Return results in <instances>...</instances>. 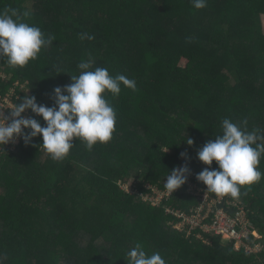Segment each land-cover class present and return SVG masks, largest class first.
Masks as SVG:
<instances>
[{"label": "trees", "instance_id": "1", "mask_svg": "<svg viewBox=\"0 0 264 264\" xmlns=\"http://www.w3.org/2000/svg\"><path fill=\"white\" fill-rule=\"evenodd\" d=\"M5 8L30 11L26 22L55 40L23 67L0 58V95L20 81L25 91L18 86L16 105L35 96L38 104L55 106L54 89L71 84L82 71L78 63L88 60L90 70L105 67L134 79L136 90L121 84L119 95L104 94L116 110V127L109 142L91 150L73 138L69 154L53 160L42 134L27 143L23 138L15 150L2 144L0 264H128L126 254L138 243L166 264H264V248L237 251L234 241L200 227L175 229L170 221L176 217L141 195L148 183L165 188L166 176L183 162L198 172L218 170L216 161H200L198 151L222 134L225 118L252 121L246 130L264 135V0H206L200 9L192 0H0ZM82 33L95 38L81 39ZM221 39L239 43L215 82L210 71L221 61ZM182 89L200 94L204 107L177 120L170 109L179 112L182 95L191 97ZM30 116L46 126L31 109ZM258 168L264 172V156ZM185 175L166 203L188 212L198 201L187 192L191 178ZM131 180L137 192L123 187ZM241 193L227 198L244 207L261 235L256 241L251 233L246 241L264 245V178L241 186ZM48 201L49 208L42 207ZM54 206L67 214L53 219Z\"/></svg>", "mask_w": 264, "mask_h": 264}, {"label": "clouds", "instance_id": "2", "mask_svg": "<svg viewBox=\"0 0 264 264\" xmlns=\"http://www.w3.org/2000/svg\"><path fill=\"white\" fill-rule=\"evenodd\" d=\"M192 3L196 9L206 7V0H192ZM30 16L28 10L22 13L13 8L0 10V58H6L9 67L27 65L55 40L54 36L46 37L38 26L27 23ZM85 38L92 40L95 37L82 33L81 39ZM91 67V60L78 63L82 71L72 75L73 82L63 89H54L55 106L41 105L35 96H25L23 102L11 109V122L4 116L6 123H0V144L6 145L22 135L27 143L42 134L46 152L53 160H61L72 149L73 138L85 142L88 150L97 143L109 142L115 131L117 113L104 94L119 95L121 84L135 91L136 82L124 74L112 75L105 67L90 70ZM26 109L42 116L46 126L35 118L23 117L21 114ZM246 126V120L237 124L223 119L222 134L198 151L200 161L209 166L216 161L219 165L218 170L205 168L197 175V179L207 186V191L238 199L242 194L241 186H250L264 178V172L258 168L264 156V143L257 142L264 141V135H258L259 129L249 132ZM26 128L31 131L25 135ZM186 140L189 145L194 144L192 138ZM188 171L186 166L171 170L166 176L165 189L175 192L186 182ZM125 258L128 264H166L159 252L149 255L139 243Z\"/></svg>", "mask_w": 264, "mask_h": 264}, {"label": "built area", "instance_id": "3", "mask_svg": "<svg viewBox=\"0 0 264 264\" xmlns=\"http://www.w3.org/2000/svg\"><path fill=\"white\" fill-rule=\"evenodd\" d=\"M14 87L12 91L10 89L4 96L0 95V123H6L4 116L9 118L8 122H11L13 119L8 110L15 107V98L18 99L19 97L17 93H14ZM23 137L22 135L14 141H10L4 145L5 148L15 150L17 144ZM2 149L3 145L0 144V151ZM188 169L187 174L191 179L188 183L187 192L198 201V204L192 206L190 211L187 212L182 208L168 205L166 200L174 192H168L165 188H160L150 183L147 184L149 192L144 194L141 192L143 200L156 207L163 206L166 214L176 217V221H170L175 229L188 230L190 233V230L200 227L205 232L215 233L222 237L232 239L231 241H234V244L240 245L239 248L244 245L248 252H256L257 248L262 244V242H256L261 238V235L253 228V223L249 220L248 212L244 207L238 205L237 200L228 199L231 197L230 195L227 198V196H219L207 191V186L197 179V175L200 172L190 168ZM123 187L126 188V184ZM126 189L129 192H137L133 188L132 190H129V188ZM179 190L180 188L176 189L175 192ZM221 204L224 205L221 206ZM233 205L237 206V209ZM251 233L254 235L256 241L248 243L246 240Z\"/></svg>", "mask_w": 264, "mask_h": 264}, {"label": "rangeland", "instance_id": "4", "mask_svg": "<svg viewBox=\"0 0 264 264\" xmlns=\"http://www.w3.org/2000/svg\"><path fill=\"white\" fill-rule=\"evenodd\" d=\"M90 8V7H89ZM40 12H42V10L40 11ZM50 16V15H49ZM261 23H262V32H263V34H264V12L263 13H261ZM239 21L240 20H238V19H235L234 20V24L235 25H237L236 27H238V23H239ZM213 42H215V39L213 38ZM236 43H237V45H238V43H239V41H224V40H220V42L219 43H217V46L219 47L218 49H217V56L220 58V60L221 61H218L217 63H216V66H214V67H212L211 68V71H210V77H212L213 78V80L215 81V82H219L220 80H218V78H216V74L218 73V71L220 70V69H223L222 68V65H223V63L228 59V58H230V57H232L233 56V52H234V46L236 45ZM215 44H216V42H215ZM213 48H215V47H213ZM105 49H110L109 47H105ZM104 49V50H105ZM235 49H236V47H235ZM222 58V59H221ZM186 62H187V60L186 59H183L182 60V62H180V64H182V65H185L186 64ZM215 63V62H214ZM202 70H203V68H200L199 69V73H201L202 72ZM220 72V71H219ZM232 80V79H231ZM233 81V80H232ZM14 86V85H13ZM13 86L11 87V91H12V89H13ZM20 87V90L21 91H25V85L24 84H21L20 83V81H19V84H18V82H16L15 83V87H14V93H16V91H17V88H19ZM187 93V92H190V95H191V91H189V90H186V89H182V94L183 93ZM193 92V91H192ZM11 93V92H10ZM18 95V94H17ZM226 95L227 96H230L231 95V93H226ZM201 97V98H200ZM182 98H183V103H184V108L182 109H180V111L179 112H176V111H174L173 110V106H172V108L170 109V110H172V112H170V114L171 115H173V118H175V119H177V120H179V119H182L183 120V118L185 117V112H187V114H192V115H194L193 113L199 108V107H201V106H203V105H201V104H203L201 101L203 100V97L200 95V94H195L194 92H193V96L191 95V97H186V96H183L182 95ZM225 100H226V98H224ZM16 106V105H15ZM204 107V106H203ZM15 108V107H14ZM23 117H25V118H30L31 116H30V109H27V110H25V113H23ZM252 122V121H251ZM251 122H250V124H251ZM262 122H264L263 120H262ZM250 124L247 126V127H250ZM16 149V148H15ZM167 150L169 151V149L167 148ZM184 163V162H183ZM183 167H184V165H183ZM182 167V168H183ZM188 182H190V180L188 181ZM125 185V184H124ZM134 189L135 187L132 185V180H131V183L129 182V183H127L126 184V188H129V190H132V188ZM0 192H1V189H0ZM62 196H59V199L61 198ZM21 198V197H20ZM30 198V197H29ZM32 199H34V197L32 196ZM24 200L25 201H27V199L26 198H24ZM29 202V201H28ZM49 203H50V201H48L47 203H45V204H42L43 206L42 207H44V208H49ZM55 207H57V206H54V207H51V208H53V209H55L56 210V212H55V214H54V217H53V219H55V218H57V217H59V216H64V215H66L67 214V212H66V209H64V208H55ZM60 218V217H59ZM40 221V218H36V222H39ZM222 240H223V242H228V241H231L232 239H229V238H226V237H222ZM234 246L236 247H234L237 251L238 250H240L241 248H239L240 247V245L238 246V244L236 245V244H234ZM264 248V245H263V243L257 248V251H256V253L257 252H259L260 250H262ZM249 250V249H248Z\"/></svg>", "mask_w": 264, "mask_h": 264}, {"label": "water", "instance_id": "5", "mask_svg": "<svg viewBox=\"0 0 264 264\" xmlns=\"http://www.w3.org/2000/svg\"><path fill=\"white\" fill-rule=\"evenodd\" d=\"M183 165H184V163H182L181 165H179L177 168H182L183 167ZM176 168V169H177ZM224 204H221V206H223Z\"/></svg>", "mask_w": 264, "mask_h": 264}]
</instances>
